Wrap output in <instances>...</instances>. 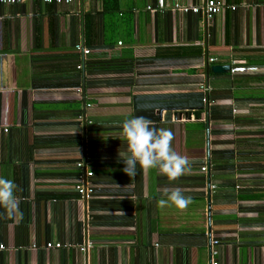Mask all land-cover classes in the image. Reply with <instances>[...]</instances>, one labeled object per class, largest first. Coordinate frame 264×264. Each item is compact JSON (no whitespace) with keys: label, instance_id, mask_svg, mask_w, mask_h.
<instances>
[{"label":"crops","instance_id":"obj_1","mask_svg":"<svg viewBox=\"0 0 264 264\" xmlns=\"http://www.w3.org/2000/svg\"><path fill=\"white\" fill-rule=\"evenodd\" d=\"M223 2L211 17L169 0L0 4V177L19 200L14 218L0 208V264H264V0ZM141 115L190 172H123L121 125ZM175 189L192 203L158 207Z\"/></svg>","mask_w":264,"mask_h":264},{"label":"clouds","instance_id":"obj_2","mask_svg":"<svg viewBox=\"0 0 264 264\" xmlns=\"http://www.w3.org/2000/svg\"><path fill=\"white\" fill-rule=\"evenodd\" d=\"M141 108L147 110L146 106ZM121 127L127 140V155L119 151V157L125 165L123 172L129 177L137 175V165L144 172L157 169L170 182L191 171L192 162L173 147L175 137L171 129H157L155 121L143 115L124 120ZM16 189L13 180L0 177V208L8 218H14L19 210ZM163 195L167 199L162 198L157 202L161 208L171 202L177 209L184 210L192 203V198L185 197L179 189L170 193L165 191Z\"/></svg>","mask_w":264,"mask_h":264},{"label":"built area","instance_id":"obj_3","mask_svg":"<svg viewBox=\"0 0 264 264\" xmlns=\"http://www.w3.org/2000/svg\"><path fill=\"white\" fill-rule=\"evenodd\" d=\"M23 0H0V4L2 3H16V2H21ZM44 3H57V4H61V3H71L73 0H41ZM166 1L167 0H155L156 5L158 8H163L166 5ZM170 2H172V9L177 10V11H183V12H187V11H191V12H202L205 16L207 17H211L215 14H218L221 12V10L225 7V4L223 2V0H200L199 3H196L194 5H187V4H183L181 3L179 0H169ZM231 8H234L235 5H230ZM147 9H151V5L147 4L146 5ZM76 48L78 50H81L84 54L89 52L88 48H82L80 45H76ZM211 60H213V58H211ZM255 69V67H246L244 65H237V66H233L231 67V71H246V70H253ZM87 105H90L89 103ZM82 162H77V166H82ZM205 167H202V169H204ZM86 175H91L92 171H87L85 172ZM82 178L79 179V183L76 185L77 190L79 191V193H81V195L83 196H90V194L92 193V188L89 187L87 185V183L84 180V177L81 176ZM47 246L50 247L52 246L51 243H47ZM54 246L58 247L59 243H55ZM0 247H3V245H0ZM215 263V261L213 262Z\"/></svg>","mask_w":264,"mask_h":264},{"label":"water","instance_id":"obj_4","mask_svg":"<svg viewBox=\"0 0 264 264\" xmlns=\"http://www.w3.org/2000/svg\"><path fill=\"white\" fill-rule=\"evenodd\" d=\"M211 69H212L213 71H224V70L228 69V67L225 66V65H213V66L211 67Z\"/></svg>","mask_w":264,"mask_h":264}]
</instances>
